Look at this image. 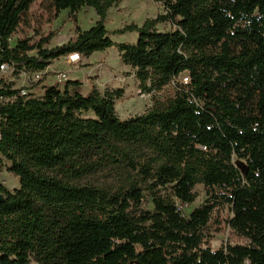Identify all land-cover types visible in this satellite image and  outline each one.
Listing matches in <instances>:
<instances>
[{
	"label": "trees",
	"instance_id": "obj_1",
	"mask_svg": "<svg viewBox=\"0 0 264 264\" xmlns=\"http://www.w3.org/2000/svg\"><path fill=\"white\" fill-rule=\"evenodd\" d=\"M36 1L0 0V73L3 64L43 72L116 46L146 92L186 73L191 81L177 82L166 105L122 120V89L85 95L67 80L37 96L0 77V154L20 179L14 191L0 183V264H264V0H152L164 13L115 31L106 19L120 0H51L69 11L76 36L12 47ZM86 6L99 19L83 29ZM165 22L171 31L158 30ZM126 32L137 43L113 40ZM107 166L119 185L97 181ZM199 184L207 200L185 216L175 198L193 203ZM221 205L244 242L215 251L207 231Z\"/></svg>",
	"mask_w": 264,
	"mask_h": 264
},
{
	"label": "rangeland",
	"instance_id": "obj_2",
	"mask_svg": "<svg viewBox=\"0 0 264 264\" xmlns=\"http://www.w3.org/2000/svg\"><path fill=\"white\" fill-rule=\"evenodd\" d=\"M164 13L161 3L152 0H120L108 12L106 27L110 31L123 28L135 23L142 26L148 18H155ZM99 19L96 11L92 7H84L77 15L78 24L83 29H88ZM159 31H171L172 25L169 22L160 23L157 26ZM76 36L75 21L69 17V11L64 10L57 13L51 0H37L30 11L23 18L17 32L12 36L11 46L15 47L19 39L31 38L32 44L39 42L43 38H51L50 43L45 45L55 47L69 42ZM115 42L137 43L138 32H126L125 34L112 35ZM37 50L29 52L36 55ZM67 57H62L53 61L54 71L47 75L46 79L40 82L43 72L24 71L19 75L13 67L7 68L0 73L13 88L27 87L29 92L40 96L44 93L45 84L58 82L57 74L67 73L70 80H79L82 84L80 90L83 94H89L94 88L101 93L107 90L113 91L122 89L123 95L115 100V107L118 116L122 120L147 113L151 109L161 107L175 96L176 84L170 83L161 89L154 90L150 96L141 95L146 92L141 81L137 77V69L123 62L121 53L116 46L106 51H99L91 56H82L77 64H69ZM82 80V81H81ZM61 88L65 87V81L58 82ZM146 86L150 87L151 82ZM90 114H86L89 116ZM0 183L8 190L14 191L20 187V179L9 171L11 163L0 154ZM123 180L122 176L107 166L97 175V181L107 186H117ZM198 196L193 203H184L175 198L177 207L182 214L189 216L196 208L203 206L207 200L205 188L202 184L196 187ZM170 193V190H167ZM144 208L153 209V204L148 196L144 199ZM232 216L228 205H221L214 211L212 221L209 224L207 237L211 248L219 250L228 243H242L244 240L237 236L227 224V220ZM32 264H37L32 262Z\"/></svg>",
	"mask_w": 264,
	"mask_h": 264
},
{
	"label": "built area",
	"instance_id": "obj_3",
	"mask_svg": "<svg viewBox=\"0 0 264 264\" xmlns=\"http://www.w3.org/2000/svg\"><path fill=\"white\" fill-rule=\"evenodd\" d=\"M82 56L83 55H81L80 53H71L66 56L67 57L66 59L69 64H77L81 60ZM7 68H9V66L7 64H3L1 66V72H4ZM43 73L45 74L47 72H45L44 70ZM57 79H58V82H63V81L66 82L69 78L67 76V73L62 71L59 74H57ZM190 81H191L190 76L186 73V74L181 75L178 78H174L171 83L176 84L177 82H180L182 84H189ZM140 93L143 96L151 95V93H143V92H140Z\"/></svg>",
	"mask_w": 264,
	"mask_h": 264
},
{
	"label": "crops",
	"instance_id": "obj_4",
	"mask_svg": "<svg viewBox=\"0 0 264 264\" xmlns=\"http://www.w3.org/2000/svg\"><path fill=\"white\" fill-rule=\"evenodd\" d=\"M53 67H55V64L54 63H52L50 66H48V68L45 70V72L50 73L51 71H54V68ZM68 80H70V78Z\"/></svg>",
	"mask_w": 264,
	"mask_h": 264
},
{
	"label": "water",
	"instance_id": "obj_5",
	"mask_svg": "<svg viewBox=\"0 0 264 264\" xmlns=\"http://www.w3.org/2000/svg\"><path fill=\"white\" fill-rule=\"evenodd\" d=\"M0 200L3 201L4 200V196L2 194H0Z\"/></svg>",
	"mask_w": 264,
	"mask_h": 264
}]
</instances>
